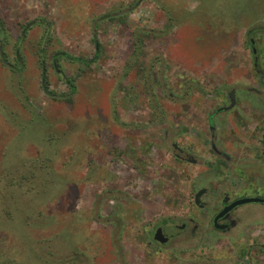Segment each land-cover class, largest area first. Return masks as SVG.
<instances>
[{
  "label": "rangeland",
  "instance_id": "1",
  "mask_svg": "<svg viewBox=\"0 0 264 264\" xmlns=\"http://www.w3.org/2000/svg\"><path fill=\"white\" fill-rule=\"evenodd\" d=\"M0 17V264L245 263L262 205L241 206L238 228L205 240L222 196L206 194L200 210L195 193L217 157L204 144L208 114L234 87L243 103L264 91L248 35L264 27V0H0ZM254 101L255 126L264 94ZM234 133L222 143L238 174ZM174 143L203 160L178 157ZM161 227L176 237L160 249Z\"/></svg>",
  "mask_w": 264,
  "mask_h": 264
},
{
  "label": "flooded vegetation",
  "instance_id": "2",
  "mask_svg": "<svg viewBox=\"0 0 264 264\" xmlns=\"http://www.w3.org/2000/svg\"><path fill=\"white\" fill-rule=\"evenodd\" d=\"M1 24L2 18L0 17V30L3 28ZM2 32V34L0 32V51L2 59L6 62L7 58L4 52L5 40L3 39L6 35L5 27ZM248 35L252 52V64L256 72L253 78L255 79L258 77L264 80V27L256 31L249 30ZM98 49L99 44H97L96 50ZM54 63H57V56L54 58ZM8 64L13 66L12 63ZM240 93L241 91H238L236 87L232 88L229 92V102L221 107H217L214 112L208 114L207 117V130L211 132L212 137L208 139L205 138L204 144L207 148L209 147L212 149V153L216 154L217 157L216 159L206 162L207 169L210 171H203L200 173L201 180L199 186L196 187L195 204L200 210H207L208 203L204 201V196L206 194L213 193L222 197L220 198L219 206L210 212V229L205 231V240L209 239L208 235L211 233L226 234L238 228L245 217L241 206L250 203H258L262 205L260 209H264V201L244 203L235 206L216 221L217 215L236 199L244 197H260L264 199V184L258 183L260 177L264 178V171L262 170L259 173L254 170L255 167L252 168L253 163H257L259 159L260 161L264 159V122L255 124V126L252 125L253 123L251 122L255 115L258 116L254 98H259V95L264 94V91L252 88V90L248 89L246 92H242L246 98L244 103L241 100V96H239ZM235 108H239V111L236 113L237 124H231L230 122L226 123V113H229ZM261 119L264 120V117L262 116ZM227 129H235L236 133H234V137H236V140H238L240 144L238 149L239 158H237L239 166L236 167V169H238L236 171L238 174H231L229 171V168H233V166L229 164L233 162L234 158L230 150L224 147L223 144L228 136L224 134ZM257 134H260L259 142L257 141L258 138H256ZM173 146L175 150L179 151L177 156L183 157L181 154L183 155V153H185L186 160L189 163L199 164L200 160H203L200 152L195 150L192 144L189 145L191 147H189L188 150H184L176 143H174ZM258 146L261 148L259 150V158L256 157L251 159L252 152L257 150ZM208 152H210V150H208ZM242 169L247 170L242 171ZM212 176L217 179L213 182H209ZM235 178H237V180H235ZM199 192H201V195L197 200V194ZM190 220L194 223L192 233H198L201 228V223L194 217H191ZM176 226L178 229L184 230L187 228V223ZM159 230H163L170 235V238L165 243L155 239L156 245L161 249V247L167 245L176 237V233L168 230L167 227H161L154 231L153 236ZM249 230L250 229L247 228L244 232ZM207 237L208 239H206ZM263 237L264 233H258V236L253 240L254 242L247 245L243 256V261L245 260V263L243 262L242 264H256V255L264 254ZM241 260L242 258H239L237 264H241Z\"/></svg>",
  "mask_w": 264,
  "mask_h": 264
},
{
  "label": "water",
  "instance_id": "3",
  "mask_svg": "<svg viewBox=\"0 0 264 264\" xmlns=\"http://www.w3.org/2000/svg\"><path fill=\"white\" fill-rule=\"evenodd\" d=\"M200 195H201V192L197 194V200ZM258 201H264V199L260 197H244V198L236 199L230 205H227L225 209L217 215L216 221L218 220L219 217L223 216L225 213H227L229 210H231L237 205L249 203V202H258ZM154 237L157 241L165 243L170 238V235L163 230H159L155 233Z\"/></svg>",
  "mask_w": 264,
  "mask_h": 264
},
{
  "label": "trees",
  "instance_id": "4",
  "mask_svg": "<svg viewBox=\"0 0 264 264\" xmlns=\"http://www.w3.org/2000/svg\"><path fill=\"white\" fill-rule=\"evenodd\" d=\"M1 26L3 27L2 28V30H0V32H1V34L3 33L2 31L4 30V22H3V20H2V24H1ZM47 30L49 31V27L47 26ZM47 31V32H48ZM253 31H255V30H253ZM47 32H46V34H47ZM57 64V63H56ZM42 81H43V86H44V89H46L47 91H48V87H47V85H46V81H47V72H46V68H44L43 69V77H42ZM66 82H67V84H68V86L71 88V90L72 91H74V89H75V84H74V82L72 81V79L71 78H66ZM164 222H166V220L164 221Z\"/></svg>",
  "mask_w": 264,
  "mask_h": 264
}]
</instances>
